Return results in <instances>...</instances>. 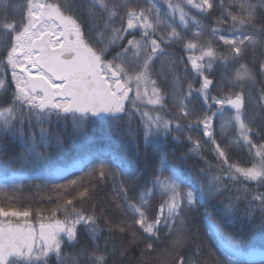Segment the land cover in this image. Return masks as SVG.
Listing matches in <instances>:
<instances>
[{"label": "snow or ice", "instance_id": "1", "mask_svg": "<svg viewBox=\"0 0 264 264\" xmlns=\"http://www.w3.org/2000/svg\"><path fill=\"white\" fill-rule=\"evenodd\" d=\"M236 224L248 246L220 239ZM256 246L264 264V0H0V264Z\"/></svg>", "mask_w": 264, "mask_h": 264}, {"label": "trees", "instance_id": "2", "mask_svg": "<svg viewBox=\"0 0 264 264\" xmlns=\"http://www.w3.org/2000/svg\"><path fill=\"white\" fill-rule=\"evenodd\" d=\"M204 23L207 24L209 22L204 21ZM217 129L219 131L218 125H217ZM92 134L97 139V147H106V142L103 139V137L108 134L106 130H103L101 128H96L93 130ZM193 135L195 136L197 134L193 133ZM112 146L114 148L118 147L116 145V138L115 137L112 138ZM234 158L239 159V160H245L246 159V157L243 155L235 156ZM71 163H72L71 160L61 161L57 166L58 167H65V166L71 165ZM77 171L78 170H74L73 172H77ZM43 180H44V173H42L38 170L31 174L30 179L28 176L26 178H24L22 182L25 183V188H24L25 197H27L30 192H34V190H35L34 185L35 184H40L43 182ZM29 185H31V187ZM216 219H218V217ZM207 223H208V221L205 220L202 224H200L202 232H204V231L208 232ZM220 238L222 240H224L225 243H230L233 239H235L237 241H241L242 244L245 246L249 245L248 234L246 233V231L242 230V227L239 224H236L234 227L228 228L223 233V235H221ZM213 243H215L214 238H213ZM252 244H255V241H252ZM255 248L262 250L259 246H256ZM251 249H253V247H247L246 248L247 251H250ZM247 264H260V260H258V261H247Z\"/></svg>", "mask_w": 264, "mask_h": 264}, {"label": "rangeland", "instance_id": "3", "mask_svg": "<svg viewBox=\"0 0 264 264\" xmlns=\"http://www.w3.org/2000/svg\"><path fill=\"white\" fill-rule=\"evenodd\" d=\"M74 170H78V169L73 168L72 171H74ZM26 177H27V176L25 175L24 178H26ZM24 178H23V179H24ZM207 227H208L209 235H211V231H212L211 221H208V223H207ZM220 239H221V238H220ZM214 240H215V238H214ZM221 240H222V239H221ZM253 251H255V255H253V256H249V257H246L245 259H246L247 261H258V260L261 259V257H260V252H261L262 250L255 248V249H251V250L248 251V252H253Z\"/></svg>", "mask_w": 264, "mask_h": 264}]
</instances>
